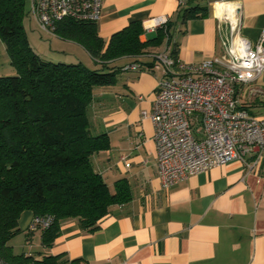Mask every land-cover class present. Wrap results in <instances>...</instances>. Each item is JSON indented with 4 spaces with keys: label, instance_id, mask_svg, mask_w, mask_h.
Wrapping results in <instances>:
<instances>
[{
    "label": "crops",
    "instance_id": "1",
    "mask_svg": "<svg viewBox=\"0 0 264 264\" xmlns=\"http://www.w3.org/2000/svg\"><path fill=\"white\" fill-rule=\"evenodd\" d=\"M191 4L206 6L208 13L182 23L178 11ZM223 5L238 6L240 32L255 43L264 27V0H102L96 30L107 43L113 33L136 20L145 40L156 35L158 24L167 18L172 23L169 39L144 52L168 45L172 50L177 44L180 60L199 62L221 52L219 27L225 26L218 15ZM29 9L30 4L29 26L38 27ZM41 37L45 40L30 45L42 59L98 62L74 39L43 30ZM134 61L141 64L139 69H123ZM151 63L142 54L108 61L117 68L114 81L93 88L86 110L90 132L106 133L110 141L108 149L91 155L92 167L110 191L117 179L125 178L130 199L110 205L93 231L82 229L77 218L63 219L59 236L47 248L40 244L41 230L27 233L34 216L30 210L18 219L20 233L26 235L28 247H36V254H64L68 261L78 259L75 264H264V156L253 169L234 160L163 187L153 126L141 117L143 110H152L163 74L150 68ZM236 91L246 106H264V70Z\"/></svg>",
    "mask_w": 264,
    "mask_h": 264
},
{
    "label": "trees",
    "instance_id": "2",
    "mask_svg": "<svg viewBox=\"0 0 264 264\" xmlns=\"http://www.w3.org/2000/svg\"><path fill=\"white\" fill-rule=\"evenodd\" d=\"M207 13L206 6L191 4L177 16L185 23ZM26 14V0H0V39L15 69L14 75L0 76V253L12 264H75L78 259L68 261L64 254L13 253L8 242L21 232L18 219L24 210L49 218L47 226L35 229L47 248L59 236L63 219L77 218L82 229L93 231L110 205L130 199L125 178L110 191L92 167L91 155L108 149L110 141L106 133L90 132L86 110L93 88L114 81L117 68L107 62L160 45L164 32L159 27L156 35L141 40L142 25L134 20L105 43L95 23L68 17L56 22V35L79 42L100 63L91 69L81 62L42 59L29 43ZM171 53L177 56V44ZM35 230L28 227L27 233Z\"/></svg>",
    "mask_w": 264,
    "mask_h": 264
},
{
    "label": "built area",
    "instance_id": "3",
    "mask_svg": "<svg viewBox=\"0 0 264 264\" xmlns=\"http://www.w3.org/2000/svg\"><path fill=\"white\" fill-rule=\"evenodd\" d=\"M30 13L40 29L53 32L56 22L68 17L96 23L102 0H31ZM218 19L221 52L199 62H185L162 50L141 54L152 59L150 68H161L151 111L141 117L153 126L158 173L163 187L213 166L240 161L247 169L264 156V113L253 115L237 95L239 85H249L264 70V27L255 43L240 32L237 5H223ZM165 18L158 26L170 37ZM137 61L123 69L137 70ZM149 68V67H148ZM251 92L255 93V89ZM48 217L33 216L29 228L47 226ZM0 264H12L0 253Z\"/></svg>",
    "mask_w": 264,
    "mask_h": 264
},
{
    "label": "rangeland",
    "instance_id": "4",
    "mask_svg": "<svg viewBox=\"0 0 264 264\" xmlns=\"http://www.w3.org/2000/svg\"><path fill=\"white\" fill-rule=\"evenodd\" d=\"M30 4V0H26V8H27V13H28V6ZM27 14L25 17V22H24V28L27 34V37L29 36V42L30 44L34 47L38 43L42 42V40H45V37H41V30L39 25L38 27L29 26ZM47 32V31H46ZM152 50V49H150ZM141 54V53H140ZM57 62V61H56ZM92 62V63H91ZM90 63H86L87 67L91 69H95L97 67H100V63L98 62H93L91 61ZM161 69V68H157ZM15 74V69L10 65L9 63V57L7 55L6 49H5V44L3 41L0 39V76H5V75H14ZM249 111L253 115H261L264 113V106L263 105H250L248 107ZM26 235L23 233H18L16 234L13 238L10 239V244L13 246L14 251L16 253H28L30 251L31 254H36V247H28L29 244L26 243L25 240ZM31 249V250H30Z\"/></svg>",
    "mask_w": 264,
    "mask_h": 264
}]
</instances>
